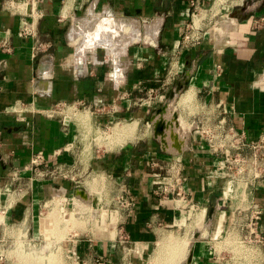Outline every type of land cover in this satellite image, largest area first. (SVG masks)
<instances>
[{
  "label": "crops",
  "instance_id": "1",
  "mask_svg": "<svg viewBox=\"0 0 264 264\" xmlns=\"http://www.w3.org/2000/svg\"><path fill=\"white\" fill-rule=\"evenodd\" d=\"M191 1L0 0L2 245L10 246L17 230H50L54 212L39 220L54 198L66 200L65 208L84 202L115 207L114 195L124 190L134 197L129 210L106 208L97 224L71 234L75 264L100 258L147 264L158 239L152 258L171 245L185 249V238L164 235L182 225L190 209L189 264H264V174L247 185L226 180L224 153L203 143L197 129L223 119L248 141L264 134V0H195L201 11L218 15H206L196 31L200 39L186 43ZM182 76L189 82L170 100ZM139 85L152 87L156 98H146ZM67 106L64 125L61 107ZM159 119L165 126L154 135ZM134 121L132 138L93 149L88 160L89 176L108 194L100 202L78 185L85 171L82 128ZM38 153L44 164L35 169L31 159ZM175 165L179 184L172 183ZM156 173L166 174L170 186L160 185ZM212 194L217 204L205 223Z\"/></svg>",
  "mask_w": 264,
  "mask_h": 264
},
{
  "label": "rangeland",
  "instance_id": "2",
  "mask_svg": "<svg viewBox=\"0 0 264 264\" xmlns=\"http://www.w3.org/2000/svg\"><path fill=\"white\" fill-rule=\"evenodd\" d=\"M228 11L229 10L227 9V11L224 12V14L227 16L229 14ZM206 15L208 16V18L212 19V17L218 15V11L214 9L213 11H209V14L208 12H201L196 16L199 20L195 22V24L200 25ZM189 23H191V20ZM61 109L65 110L64 115L66 117V120H69L70 117H68V114L72 110V108H70V106H67L61 107ZM80 120L84 123L88 122V119L86 120L83 114L80 115ZM88 124L85 125L88 126ZM109 126H103L95 129L93 128V126L90 125L88 128H82V133L80 137V151H82L81 163L83 164L82 167L85 169V171L82 169V171L79 172L80 176L77 177V180H79L78 185L85 186V188H88L89 191L96 194L98 196V201L100 200V202H102L104 197L108 198V194L104 188V183L100 181L99 178L95 176H89V166L87 163L90 159L92 151L93 149L97 148H101V150H109L110 148L108 147V145H110L111 147L117 146L120 143L121 137L132 138V135L136 129V127H133L130 130H122L121 135L114 134L111 137L103 138L104 134L109 133V131L113 127L112 126L108 128ZM92 178L94 179L92 180ZM234 194V192H231L230 196H234ZM65 201L66 200H61L60 198H54L47 202V204L44 206L43 213L40 214V225L42 223V217H45L49 212H54V217H56V220L54 221L52 227L50 228V230H46V233L43 231L45 230V228L40 226V228L35 232V234H33L30 230H17L15 238L12 239L13 242L10 244V246L2 245V243L4 242L0 241V263L6 262V264H49L48 261L55 258L56 262L54 264H75L76 259H74L73 253L69 251V240L72 238L71 234L80 236L84 230L89 228V224H97L98 218H100V214H102V218H104L105 212H108L109 208L112 210L111 212L113 214V210L115 207L114 205H109L105 207L103 206V204L99 203L90 205L86 202L81 203L83 201H79L77 203L81 204H76L72 205L70 208H65ZM107 201H109V199ZM62 205L64 209L61 208ZM193 212H195V210L190 209V211H188L185 215L187 216L185 217V219L187 220H185L182 225L180 224L176 226L172 229V231L164 235L166 237L169 236L170 239L185 238L187 243V247L185 248V250L180 246H176V248L173 246L164 248L162 252L159 251L161 255L159 254L156 259L155 257L152 258L151 264H155V262H157L158 264H182L184 262V259H186L187 254L189 252L190 242L195 237L192 233L193 227H191L190 224H186L188 223L189 217ZM66 215L67 217L69 215L70 218H66ZM159 242L160 240L158 239L152 251L150 252V255L148 256L147 264L152 254L158 247ZM44 248H46V250ZM174 249H176V251ZM177 249L179 250V252H177ZM173 251H175V255ZM172 253L174 256L172 255ZM52 254L54 256L56 255L57 258L54 257ZM167 259L169 261H167ZM57 260L59 261V263Z\"/></svg>",
  "mask_w": 264,
  "mask_h": 264
},
{
  "label": "built area",
  "instance_id": "3",
  "mask_svg": "<svg viewBox=\"0 0 264 264\" xmlns=\"http://www.w3.org/2000/svg\"><path fill=\"white\" fill-rule=\"evenodd\" d=\"M193 11L191 13V23L187 25V30L184 34V41L186 43H194L200 39L196 31L200 29L199 24H195L194 19L201 12H209L210 8L200 10V6L191 1ZM260 24L264 26V17L259 19ZM138 90H143L145 97L149 99L156 98V93L152 87L138 86ZM159 98H163L160 96ZM64 125L68 123L66 117L62 118ZM198 136L209 148L212 150H220L224 153V177L226 180L238 181L247 185L250 179L257 178L262 173L264 174V134H261L256 140H246L242 131H238L232 126H226L223 119L216 120L212 124L199 123ZM34 168H40L44 164V156L38 153L31 159ZM171 171L173 177L172 183L179 184L181 181L180 169L177 165ZM65 176L68 174L64 172ZM155 176L159 179L160 185L165 187L170 186L168 183L169 177L165 174L156 173ZM167 182H166V181ZM134 197L124 190L118 191L114 195L113 203L121 210H129L132 207ZM115 206V207H116ZM63 208V205L61 207ZM255 219V218H254ZM252 225H255L253 221ZM96 264H104L102 259H98Z\"/></svg>",
  "mask_w": 264,
  "mask_h": 264
},
{
  "label": "water",
  "instance_id": "4",
  "mask_svg": "<svg viewBox=\"0 0 264 264\" xmlns=\"http://www.w3.org/2000/svg\"><path fill=\"white\" fill-rule=\"evenodd\" d=\"M244 7H245V3H243V6H241L240 9H243ZM237 15H238V10L236 9L232 13L231 16H237ZM243 17H247V16L245 15ZM188 82L189 80L187 76H182V78L178 79L175 82L173 89L169 93V99L170 100L174 99L175 96L179 94L183 90V88L188 84ZM164 110H165V107H162L156 111V114H159L163 112ZM164 126H165V123L163 122V120L161 119L156 120L155 126H154V135H158L159 133H161ZM216 204H217V196L215 194H212L209 198V201L206 207L205 218H204L205 223H207L212 218V215L216 208ZM190 260H191V252L189 251L186 259L184 260L182 264H189Z\"/></svg>",
  "mask_w": 264,
  "mask_h": 264
},
{
  "label": "bare ground",
  "instance_id": "5",
  "mask_svg": "<svg viewBox=\"0 0 264 264\" xmlns=\"http://www.w3.org/2000/svg\"><path fill=\"white\" fill-rule=\"evenodd\" d=\"M197 20V19H196ZM196 22V21H195ZM107 26V25H106ZM110 29H111V27H110ZM107 31V30H106ZM91 40V39H90ZM52 114V113H51ZM84 115V114H83ZM86 120H87V117H86ZM86 126V125H85ZM135 128V127H137V122L136 121H134V122H129V123H117V124H115V125H113V127L111 128V130L109 131V133H107V134H104V137H103V135H102V137L103 138H108V137H111V136H113L114 134H118V135H121V131L122 130H130V129H132V128ZM99 139V138H98ZM49 219V218H48ZM199 219V218H198ZM52 220V219H51ZM52 221H54V220H52ZM198 221V220H197ZM51 222V221H50ZM199 222V221H198ZM203 222V221H202ZM49 223V222H48ZM52 223V222H51ZM50 225V224H49ZM52 225H53V223L51 224V227H52ZM177 242V241H176ZM175 243V242H174ZM175 244H178V242L177 243H175ZM180 244V243H179ZM163 245V244H162ZM181 245V244H180ZM172 246V245H171ZM161 248H162V246H160ZM174 247H175V245H174ZM178 247H179V245H178ZM160 248V249H161ZM173 248V247H172ZM176 248V247H175ZM182 248V247H181ZM45 250H46V248H44ZM21 250V249H20ZM175 251H176V249H174ZM178 250V249H177ZM181 250V249H180ZM185 250V249H184ZM175 251H173L174 252V255H175ZM51 252V251H50ZM177 252H179V250L177 251ZM155 253V252H154ZM37 254V253H36ZM51 254V253H50ZM181 254V253H180ZM24 255V254H23ZM38 255V254H37ZM53 255V254H52ZM161 255V254H160ZM172 255H173V253H172ZM172 255H169V256H172ZM173 255V256H174ZM54 256V255H53ZM157 256H159V254L157 255ZM177 256H178V253H177ZM49 257H50V255H49ZM54 257H56V255L54 256ZM166 257V256H165ZM51 258H53V257H51ZM57 258V257H56ZM152 258V257H151ZM161 258V257H160ZM168 258V257H167ZM176 258V257H175ZM164 259V258H163ZM170 259V258H169ZM50 260V259H49ZM55 260V258L54 259H52V260H50V261H48L49 262V264H54L55 262H56V260ZM166 260V259H165ZM58 261V260H57ZM155 261V260H154ZM160 261V260H159ZM163 261V260H162ZM161 261V262H162ZM167 261H169L168 259H167ZM175 261H176V259H175ZM38 262V261H37ZM172 262V261H171ZM27 263H28V261H27ZM58 263H59V261H58ZM151 263H152V261H151ZM157 262H155V264H156ZM166 263V262H165ZM173 264V263H172Z\"/></svg>",
  "mask_w": 264,
  "mask_h": 264
}]
</instances>
